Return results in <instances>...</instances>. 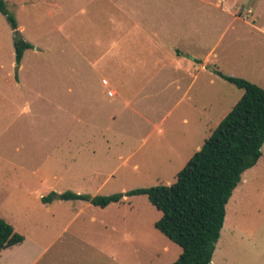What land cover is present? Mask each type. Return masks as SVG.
I'll use <instances>...</instances> for the list:
<instances>
[{
	"label": "rangeland",
	"instance_id": "rangeland-1",
	"mask_svg": "<svg viewBox=\"0 0 264 264\" xmlns=\"http://www.w3.org/2000/svg\"><path fill=\"white\" fill-rule=\"evenodd\" d=\"M5 2L17 28L0 14V218L25 242L0 264H172L181 249L145 196L42 198L173 184L243 94L215 70L264 89V0ZM15 38L32 45L19 66ZM211 264H264V143Z\"/></svg>",
	"mask_w": 264,
	"mask_h": 264
},
{
	"label": "trees",
	"instance_id": "trees-1",
	"mask_svg": "<svg viewBox=\"0 0 264 264\" xmlns=\"http://www.w3.org/2000/svg\"><path fill=\"white\" fill-rule=\"evenodd\" d=\"M0 14L16 32L17 23L0 0ZM15 63L32 45L20 38L13 41ZM215 73L243 91L240 99L211 132L202 146L177 173L169 186L139 188L123 194L90 197L72 192H52L43 197L53 200L84 201L104 209L124 197L145 196L161 213L154 228L180 247L172 264H211L212 255L225 218V207L242 173L261 157L264 143V89L241 78ZM24 237L0 218V252L21 244Z\"/></svg>",
	"mask_w": 264,
	"mask_h": 264
},
{
	"label": "crops",
	"instance_id": "crops-1",
	"mask_svg": "<svg viewBox=\"0 0 264 264\" xmlns=\"http://www.w3.org/2000/svg\"><path fill=\"white\" fill-rule=\"evenodd\" d=\"M133 26L135 27V28H138L139 26H137V25H134L133 24ZM114 93L112 92V95H113ZM25 242V238H24V240H23V242L21 243V244H23ZM21 244H19V245H21Z\"/></svg>",
	"mask_w": 264,
	"mask_h": 264
},
{
	"label": "built area",
	"instance_id": "built-area-1",
	"mask_svg": "<svg viewBox=\"0 0 264 264\" xmlns=\"http://www.w3.org/2000/svg\"><path fill=\"white\" fill-rule=\"evenodd\" d=\"M112 93H109L108 95H111Z\"/></svg>",
	"mask_w": 264,
	"mask_h": 264
}]
</instances>
